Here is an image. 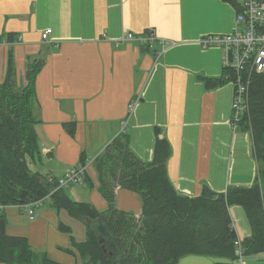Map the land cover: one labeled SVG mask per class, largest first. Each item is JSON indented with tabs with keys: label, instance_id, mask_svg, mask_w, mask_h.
Here are the masks:
<instances>
[{
	"label": "crops",
	"instance_id": "1",
	"mask_svg": "<svg viewBox=\"0 0 264 264\" xmlns=\"http://www.w3.org/2000/svg\"><path fill=\"white\" fill-rule=\"evenodd\" d=\"M234 15L235 7L222 0H0V60L6 56L0 83L10 50L19 85L29 58L45 61L35 79L36 131L41 158L52 164L46 174L35 171L33 163L30 169L55 182L80 164L81 155L92 161L119 134H127L130 150L144 162L152 160L156 137L168 142L167 176L183 196L250 187L258 167L250 132L231 126L233 86L207 89L201 80L223 74L222 52L204 49L198 41L230 33ZM46 29L51 34L43 42ZM146 30L167 46L116 45L123 34ZM72 123L71 137L65 125ZM78 185L64 191L71 200L106 210L93 162ZM114 206L141 215L139 195L120 187L114 190ZM4 213L8 236L25 238L34 252L59 264H82L70 235L58 229L59 222L71 228L74 219L65 212L45 203L33 220L19 207ZM229 214L238 238L248 237L242 208L232 206ZM218 263L227 260L188 255L178 261ZM241 264H264V255L246 256Z\"/></svg>",
	"mask_w": 264,
	"mask_h": 264
},
{
	"label": "trees",
	"instance_id": "2",
	"mask_svg": "<svg viewBox=\"0 0 264 264\" xmlns=\"http://www.w3.org/2000/svg\"><path fill=\"white\" fill-rule=\"evenodd\" d=\"M222 1L231 3L235 11L240 5L236 0ZM44 62L41 57L29 58L24 85H19L10 50L0 83V264H59L45 253L34 252L25 238L8 236L4 213L5 208H20L45 197L56 185L29 167L42 159L36 131L40 120L35 113V79ZM227 74L223 71L219 78L201 80L207 89H213L229 83ZM239 125L250 132L258 167L250 187H228L224 193L205 189L197 197L183 196L167 176L170 146L165 139L156 137L152 160L144 162L130 150L127 134H119L93 160L106 210L100 212L89 203L73 201L64 189L53 192L45 203L85 227L84 241L76 242L71 228L58 224L61 232L70 235V245L82 264H178L188 255L234 264L238 236L229 214L232 206L242 208L250 227V235L241 240L243 258L264 255V73L250 77L247 111ZM65 128L72 137L74 124ZM80 161L85 162L82 155ZM117 187L139 195L140 217L116 209Z\"/></svg>",
	"mask_w": 264,
	"mask_h": 264
},
{
	"label": "built area",
	"instance_id": "3",
	"mask_svg": "<svg viewBox=\"0 0 264 264\" xmlns=\"http://www.w3.org/2000/svg\"><path fill=\"white\" fill-rule=\"evenodd\" d=\"M234 15V28L228 34L206 35L198 43L202 48H218L222 52L221 62L223 71L228 72L226 78L233 86L231 102V126L236 129L247 111V94L252 74L264 73V0H241ZM51 34L46 29L41 34L45 42ZM132 42L144 48H152L158 43L162 50L167 46L166 40L156 37L153 30L141 33H125L116 45ZM127 122L122 123V132ZM92 161H85L68 170L65 175L55 181V188L45 197L30 201L20 209L28 219L37 216V210L49 199L50 195L59 189L67 188L71 184L82 183L86 177L88 167ZM235 245L236 259L234 264H241L243 253L241 239Z\"/></svg>",
	"mask_w": 264,
	"mask_h": 264
},
{
	"label": "rangeland",
	"instance_id": "4",
	"mask_svg": "<svg viewBox=\"0 0 264 264\" xmlns=\"http://www.w3.org/2000/svg\"><path fill=\"white\" fill-rule=\"evenodd\" d=\"M239 1H241V0H239ZM3 57V58H2ZM1 57V60H0V69H2L3 70V66H4V60H5V58H6V56H2ZM2 59H4V60H2ZM40 148V147H39ZM51 161H49L47 158H46V160L45 159H42V160H40V161H35L34 163H33V166H34V168H35V171H38V172H40V173H44V174H46L47 173V168L49 169L50 168V166H51ZM31 167V166H30ZM74 185H78V184H71V185H69L67 188H64V191H68L69 189H71L70 187L71 186H74ZM79 186V185H78ZM69 188V189H68ZM74 201V200H73ZM71 228H72V230H73V232H74V234H75V236L77 237V239H81V241H84V238H85V227H84V225H83V223L82 222H80V221H78V220H76V219H74L73 221H72V223H71Z\"/></svg>",
	"mask_w": 264,
	"mask_h": 264
}]
</instances>
